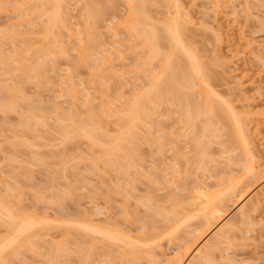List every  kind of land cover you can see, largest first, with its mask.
<instances>
[{"label":"rangeland","instance_id":"1","mask_svg":"<svg viewBox=\"0 0 264 264\" xmlns=\"http://www.w3.org/2000/svg\"><path fill=\"white\" fill-rule=\"evenodd\" d=\"M46 1L0 0V203L9 205L11 212H14L13 216L17 215L16 218L12 216L14 219L12 221H17L19 224V221L21 223L27 219L34 224L23 234H26L28 239L25 240V236L20 235L15 243L5 250L7 251L5 262L0 260V264H121L122 262L125 264L131 261L132 264H150L151 262L144 257L146 254L142 255L149 249L158 256V259L163 260L165 256L174 254L173 252L182 246V243L183 245H187L186 242L191 243L190 238L195 233L192 229L196 231L199 227L202 228V217L198 214L201 218L194 215L192 202L189 203L193 201L191 194H195V190L204 185L209 186L208 191L210 188L213 191L217 190L220 186L219 189L224 188V185L227 186L225 182H230L226 178L239 176L242 171L244 172L245 165L249 164V161L245 160V155L241 154L243 152L238 148V142L234 140L236 136L232 121L224 119L223 123H220L212 119L210 128L213 130L217 126L216 130L210 131L208 127L210 132L205 131L208 129H205L203 124L207 116L203 118L204 111L201 110L199 113L202 112L203 115H198L199 117L196 115L195 125L190 121L191 125L188 122L190 128L185 127L187 121H183L184 116L181 113L185 114V111H182L185 107L183 106L185 95L181 93L182 98L180 94L177 97L173 96L180 102L175 103V99L172 98L171 106L170 101L166 99L164 101L167 103L163 101L162 106L158 102L160 107L157 103L158 110L154 108L157 104L152 106L154 110L147 104V108L151 110L148 112L152 115H148L149 120L145 118L146 110L145 114H141L144 118L139 117L142 121L137 119L138 123L135 119L131 124L130 135L127 137L128 131L122 136L120 131L122 122L124 121V125L125 120L127 121L126 117L128 118L130 114L126 108L132 104L130 102L132 98L135 99V94L140 96L149 91L151 87L148 88L150 86L148 82H152L156 73H159L157 78L163 77L162 75L165 78L164 81L163 78L159 81L154 79L155 83L159 82L158 84L161 85L167 83L168 75L167 72L163 74L165 71L162 70L161 55H165L168 50L167 53H170V49H167L170 45H166L169 40L160 28L163 29L161 24L168 18L169 21L178 19L177 16L180 14L173 18L176 15L174 1L147 0L148 3L142 5L143 7L145 5V9H142L145 10L143 12L147 17L145 19L151 18V20L146 26L147 22H145V27H141L148 29L152 24L156 27L154 30L158 39L153 46L157 52L160 50L159 54L161 53L155 56H161V60L155 57L152 60L150 55L149 61L153 62L151 65L142 64L141 59L147 51H150L147 48L151 47V42H154L153 31L147 32V38L151 34L148 40L151 42L146 43L149 46L146 47L143 45L145 41L147 42L145 37H139L138 32L141 27L135 29L124 27L130 20L129 17L126 21L129 5L124 3L125 0H55L54 2H58L54 3L53 7L50 1V4H46ZM219 1L221 3L216 2L220 5L219 7L217 5V11L214 8V0H180L183 6L180 11L183 10L184 12L181 13L185 15L181 19L179 17L180 23L183 22L182 20L186 23L187 15L192 18H188L186 27L180 26V31L183 29L180 35L186 44L184 46L187 50L191 49V53L195 52L193 54L197 55L196 61L200 62L197 63L205 67L202 69L205 70L203 78L204 75L206 79L209 76L206 81L210 80L211 88L220 94H218L220 100L217 94L216 98L211 97L216 99L213 100L216 101L215 105L220 103L218 106L225 108L221 101L224 99V102L228 101L229 106L235 107L239 112L252 108L253 111L261 112V115L264 112V0ZM49 12L53 17L48 16ZM179 19L176 21L179 22ZM152 21L160 22L156 25L160 24L161 27L159 28ZM142 35L144 36L145 33ZM240 36L245 37L241 38L247 39L250 45L255 43L250 46L253 49L248 50H253L252 54L246 49L244 53V48L248 47L245 43V46L242 44L243 50L239 45V50H242L240 52L238 50L239 53L234 50ZM58 47L62 48V52ZM180 49L178 48L180 51L178 53H182ZM178 53H175V57L179 55ZM107 54L110 58L105 56V59L108 57L114 61L111 60L113 64L108 59L102 61V63H110L108 66L106 64L103 66L97 56L104 58L103 55ZM146 57L149 56L146 54ZM185 60H187L186 56L185 59L181 57L178 62L179 64L184 62L180 65L187 71L188 65ZM96 64H99L100 68L99 65L96 67ZM140 69L146 74H141ZM156 70H162L163 73ZM196 81L197 79L193 80V83ZM196 83L195 86H198ZM197 86L193 87L196 91ZM201 93L199 95L195 93L194 98H190L192 104H203L205 93ZM71 94L75 95L77 101L75 97H71ZM186 95L189 97L187 92ZM196 95L198 97L203 95V98H198ZM73 98L75 100H71ZM83 101H89L92 106H86L89 107L86 109L85 104L89 103ZM80 103L84 106L82 104L80 106ZM73 104H75L74 108L71 107ZM150 104L152 103L149 102ZM115 113L118 115L116 116ZM93 120L100 126H98L99 132L97 128L90 131L89 126H92L90 123ZM260 122L257 123L259 125L257 130L254 129L257 125L253 124V120L250 125L246 124V128L249 126L250 134H253L254 130L258 132L254 137L257 141L254 140L253 152L257 159L255 162L264 166V121ZM79 124L83 125L79 126ZM67 126L70 128L68 129ZM81 126L89 129L86 131L87 134L96 131L104 136L101 134V137L96 132L93 136L90 133L91 137H97L92 142V139L87 137L89 135L82 134L86 132H80ZM193 126H195L194 131ZM197 127L201 131H195ZM75 128H78L79 133ZM201 128L205 133H202ZM64 129L69 135L64 133ZM122 133H124L123 128ZM120 134L126 137L123 138L126 142L122 140L124 150L122 143L116 144L119 152L117 156L115 154L113 156L117 159L112 156L111 159L107 151L111 152L108 150L110 148L113 152L116 151L113 147ZM117 136L118 138L112 140ZM196 136L204 138V141L198 139L203 143L202 146L196 141ZM130 137L132 139H128ZM191 137L193 139L195 137V142ZM230 140L233 141L230 143ZM129 142H132L131 145ZM107 158L112 162L115 160V163L117 160L118 164H116L120 169L116 164L118 169L107 165L110 161ZM120 159L124 162L122 163ZM127 162L129 166L125 167ZM117 170L123 173L116 172ZM247 177H245L247 181L244 182L253 186L246 197L239 203H236L235 198L229 200L231 203L226 202L225 215L194 244L193 249L204 246L221 227L231 222L228 225L234 227L230 232V240L224 243L226 245L218 247L219 251L216 249L215 253L213 252L214 263L211 261L210 264H264V201L259 204L256 211L253 210L255 212L248 211L250 223L247 219L245 221L247 223L243 224L239 221L238 215L240 207L247 205V208L244 207L247 211L250 201L253 202V197L264 187V176L257 177L256 183H252V177ZM220 182L224 185H220ZM212 190L210 192H213ZM181 200L183 202L189 200V204L184 202L188 207L183 208V206L177 210L180 206H175V202L181 205L183 203ZM0 210L3 211L1 205ZM184 211L185 215H183ZM1 213L3 215V212ZM190 214L193 216L189 218ZM2 215L0 214V240L1 238L3 240L0 243L11 237L10 229L6 228L14 223ZM186 215L189 219H186ZM174 216L180 217L181 221ZM181 217L186 220L182 222ZM86 225L108 230L110 234L116 235L114 236L116 239H111L112 234L111 238L106 237L107 235L104 238L96 231L92 233L87 230ZM10 227L13 230L14 225ZM93 229L99 228L93 227ZM188 232L190 235L187 234ZM117 235L121 236V240L118 238L120 241H116ZM126 235L131 236L130 242L128 239V242L126 241L128 238ZM123 236L126 238L124 239ZM133 239H136L133 242L137 245L133 244ZM146 243L149 245H143ZM133 246H136L132 249L136 252L141 246L138 251L142 249L145 251H141V255L140 252L137 253L139 255L133 256L132 253L127 255L126 253ZM122 254L128 257L125 256V259Z\"/></svg>","mask_w":264,"mask_h":264},{"label":"bare ground","instance_id":"2","mask_svg":"<svg viewBox=\"0 0 264 264\" xmlns=\"http://www.w3.org/2000/svg\"><path fill=\"white\" fill-rule=\"evenodd\" d=\"M44 1H46V0H44ZM48 1V2H47ZM45 3L47 4V3H49V1H50V3H51V6L53 7L54 5V3L55 4H57V2H54L55 0H47ZM148 1H150V0H148ZM148 1L147 0H125L124 1V3H128L127 5H129L128 7H129V15L127 14V18H126V21L128 20V18L130 17V20L133 22H131L130 20H129V22H126V24H125V26L124 27H126L127 28V26L129 27V28H127V29H130V28H132V29H135V27H141V26H143V27H145L147 24H148V22L151 20V18H150V20H149V18L148 19H145V17L146 16H144L145 15V13H143L144 11L142 10L144 7H145V5H144V7L142 6L144 3H148ZM174 1V5H175V7H174V9H175V11L176 12H174V14L176 13V15H174V17L173 18H175L176 16H177V14H182L183 15V13H181V11L182 12H184L183 10H181L180 11V9H181V7H183V6H181L182 4H181V2H180V0L178 1V0H173ZM214 2H215V6H214V8H216L215 10H217V8L220 6L219 4H217L218 2H220L219 0H214ZM217 2V3H216ZM42 3H44V2H42ZM49 3V4H50ZM221 3V2H220ZM213 4V3H212ZM173 5V6H174ZM217 5H218V7H217ZM47 6V5H46ZM172 6V5H171ZM43 7H45L44 5H43ZM57 7V6H56ZM49 8V7H48ZM53 9V8H52ZM145 9V8H144ZM183 9V8H182ZM51 10V9H50ZM214 10V9H213ZM47 11H48V9H47ZM187 11V10H186ZM218 11V10H217ZM217 11H215V12H217ZM43 12H45L44 10H43ZM180 12V13H179ZM128 13V12H127ZM186 14L188 13V12H185ZM184 13V14H185ZM47 14V13H46ZM49 14L50 15H48L49 17L50 16H52V14L49 12ZM55 14V13H54ZM147 15V14H146ZM180 15H178L177 17H178V19H179V17H180V19H181V17H184L185 15H183V16H180ZM189 15H187L185 18V20H187L186 21V23L184 22V20H182L183 22L182 23H180L181 22V20L179 21V22H177L178 21V19L176 18V19H173V20H170L169 21V18H168V20L165 22V23H163V24H161V25H163V29H162V27L160 26V24L159 25H156L157 23H160V22H156L155 23V21L153 22L156 26H158L160 29H161V31H163V33L164 34H166L165 35V37L167 36V38H168V40H169V43L167 44V42H166V45H170L167 49H170V53H167V52H169V50L167 51V52H165V55L163 54V55H161L160 57L161 58H163L162 60H161V58L160 57H155V56H158V54H159V52H160V50H159V52H157L156 51V49H155V47L153 46V45H155L156 44V39H158V38H156V36L157 35H155V26L152 24V26L150 25H148L149 27H148V29L147 28H143L142 29V27L139 29L140 30V32H138L139 33V37L140 36H142L143 38L145 37V39L147 40V42L145 41L144 43L145 44H143V45H145L146 47H149L148 46V44L146 45V43H150L148 40L150 39V36H151V34H149L150 36H148V38H147V32L149 33H151V31H153L152 32V38H153V36H154V38H153V40L152 41H154V42H151V47L150 48H147V49H150V51H147L148 53L149 52H151V53H145V56L144 57H146V54L149 56V57H146L145 59H144V57H143V59H141V60H145V61H147V58H149L148 59V61L150 60V55H151V58H153V57H155V58H160V60H161V64L163 65H160V66H162L163 67V71H165V73H163V71L162 70H160V71H157L156 70V72H161L162 71V73L163 74H166V72H167V75L168 76H166L167 78H166V80H167V83L166 84H164L163 83V81H164V78H165V76L164 75H162L163 77H158L157 78V75L159 74H157L156 73V77H154V75H152L153 77H154V79H158V81L159 80H161L162 78H163V81H162V83L164 84H162L161 85V83L160 84H158V83H155L153 80L154 79H152V82L151 83H149L148 82V84L150 85L148 88H150V90L149 91H146V93H144V94H141L140 96H137V94H135V99L133 100V98L131 99V102L130 103H132V104H130V105H128V108H126L127 109V111H129V116H128V113H126L127 114V116H128V118L126 117V119H127V121L125 120V124L123 125V122H122V125H123V127H122V125H121V129H120V131H121V134H122V136H125L126 135V133L128 132V135H127V137L130 135L129 133H130V127H131V124L133 123V122H135L134 120L136 119V121H137V119L139 120V121H142L139 117L141 116V114L143 113V114H145V112H146V110H147V115L145 116V118L147 117V119L149 120V118H148V115H150V113L148 112V111H151V110H149L147 107L148 106H150V108H152L153 110H154V108L156 109V110H158L157 108H158V104L160 103L161 104V106L163 105V101H164V99H166V100H168V102L170 103L169 105L171 106V99L172 98H174L173 96H176L177 97V95H181V93L183 94V95H185L183 98H184V103H183V106L185 105V107H183V110L182 111H185V114H183V112H181V110H180V112L182 113V115L184 116L183 117V121H187L186 122V124H185V122L183 123V124H185V127L187 126H189V124L191 123V122H194L196 119L195 118H197V116L199 115V116H201V115H203V114H201L203 111V113H204V115H203V118H204V116H207L206 118H207V121H206V118H205V123L203 124V125H205V129H208V127H209V129H211L210 131H213V130H216L215 128H217V126L215 127V128H213V130H212V128H210V126H211V122H212V119L214 120H217V121H220V123L222 122L223 123V121L222 120H224V119H226V121L227 120H230V122L233 124L232 126L234 127V129H235V139L234 140H236V142H238V148H240L241 150H242V152L243 153H241V154H244L245 155V157L247 158H245V157H243V158H245V160H248L249 162V164H246L244 167H245V170H244V174L241 172V174L238 176L237 175V177H236V175L235 176H228L229 178H226L227 180L229 179L230 180V182H225V183H227V186H225L224 185V183L222 184L221 182L219 183L220 185L222 184V185H224L223 187L224 188H222V189H217V190H212L211 188H210V190L208 191L207 189H208V187L206 186V185H204L203 187L202 186H199L195 191L196 192H194L195 194H191V196H193V197H191V200H193V201H189V203L190 202H192L191 204L193 205V206H191V207H193V209H194V215L196 216L197 214L199 215V216H201L202 217V219H203V222L202 221H200V223L202 222L203 224H202V228L201 227H199L196 231H194L193 229H192V231L193 232H195L194 233V235H193V233H192V231H191V229H190V232L192 233V235H193V237H191L190 238V244H188L187 242H186V244L187 245H183V243H182V246H179L178 247V249H176V251H174L173 253L174 254H172V255H168V256H165V258H162L163 260H160V258L158 259V256H156L154 253H152L151 251L152 250H147L145 253H143L142 254V252L141 251H145V249H142L141 251H138V250H140L141 248H142V246L141 247H138V250H137V252L135 251V250H132L134 247H136V246H133L132 248H130L131 250H132V252H130L129 250H128V252L126 253L127 255H129V253H132L133 254V256L135 255V254H137V253H139L140 255L142 254V255H144V254H146L144 257H146V259H147V261H149V262H151V263H153V264H210V262L212 261V259H214V257H215V255H213L215 252L214 251H216V249H218V247H220L221 245H223L224 243H226V242H228V240H230V232H231V230L233 229L232 227H234L233 225H228V224H231V222L230 223H227L225 226H223V228L221 227L220 228V230H219V232H217V233H215V235H213L214 237H211L210 239H211V241L209 242V241H207V243L204 245V246H202L201 245V247H199V248H196V249H193V247H194V244L196 243V242H198V239L199 238H201L202 236H203V234H206L207 233V231H209V229L213 226V224H216V222L218 221V220H220L221 219V217L223 216V215H225V213H224V211L226 210V209H224V206H225V204H226V202H229V200H231L232 198H235L236 199V203H239V201H242L245 197H246V195H247V193H249V191H250V188L253 186H251V184L250 183H245L244 182V180L245 181H247V179L245 178V177H247V176H250V177H252V179H253V181L252 180H249V182H251L252 181V183L253 182H255L256 183V181L258 180L257 179V177L258 178H261V176L263 175L264 176V166H261L260 164H259V162H255V152H253V148H254V137H255V135L257 136L258 134V132L257 131H252V133L253 134H250L248 131H249V126L246 128V124L248 123V125H250V123H251V121L253 120V124H255V125H257V127L255 128L254 127V129H256L257 130V128L259 127V125L258 124H260L261 122L260 121H264L263 119H264V115H260V113H259V111H257V110H252V108L251 109H249V108H247V109H243L241 112H239V111H237L236 109H235V107L233 108V106H229V103H228V101H226V102H224V99L223 100H221V101H223L222 102V104H224V106H225V108L223 107H220V106H218V104H220V103H217V105H215V102L213 101V100H216V99H214V98H216V94H217V92L214 90V89H212L211 87H212V85L210 86L209 84H210V80L207 82L206 80L209 78V76L207 77V79H206V77H205V75H204V78H203V74H204V71L205 70H202V69H204L205 67H201V66H203L202 64H198V63H200V62H198V61H196V54H193V53H195V52H192L191 53V49L189 50H187V47H185L186 46V44L184 43V40H182L183 38H182V35H180L181 34V32L183 31V29L180 31V26L181 25H184L185 26V24H187L188 23V18H190V19H192L191 17H188ZM191 16V15H190ZM48 17V18H49ZM53 17V16H52ZM55 17V16H54ZM48 18H47V22H49L48 21ZM147 18V17H146ZM49 19H51V20H53L52 18H49ZM133 19V20H132ZM146 20V21H145ZM166 20V19H165ZM177 20V21H176ZM164 21V20H163ZM50 22H52V21H50ZM54 22V21H53ZM145 22H147L146 24H145ZM55 23V22H54ZM177 23H178V25H177ZM128 24V25H127ZM140 24V26H136V25H139ZM144 24H145V26H144ZM151 24V23H150ZM192 24V23H191ZM132 26V27H131ZM177 26H179V27H177ZM134 27V28H133ZM186 27V26H185ZM185 27H183V28H185ZM219 28V27H218ZM217 28V29H218ZM131 29V30H132ZM141 29H142V34H144L145 33V35L143 36L142 34H141ZM160 29H159V31H160ZM178 29H179V31H178ZM147 30V31H146ZM158 30V29H157ZM220 30V29H219ZM128 31V30H127ZM133 31H135V30H133ZM159 31H158V33H159ZM180 32V33H179ZM131 33V32H130ZM162 33V32H161ZM160 33V34H161ZM162 33V34H163ZM159 34V36H161ZM180 36H179V35ZM217 35V34H216ZM158 36V37H159ZM163 36V35H162ZM220 36V35H219ZM219 36H217V37H219ZM141 37V38H142ZM241 37H243V36H240L238 39H239V42H238V39H237V42L238 43H236V44H238V45H236L235 46V48L237 49H234L236 52L239 50V45H241V48H242V50H243V47L245 46L244 45V43L248 46L247 48L245 47L244 48V53L247 51V52H250L251 54L253 53L252 51L253 50H250V51H248L249 50V48L250 49H253V47L251 48L250 46H252L253 44H255L254 42H253V44L252 45H250L251 43H247V39H243V38H245V37H243V38H241ZM163 38V37H162ZM181 38V39H180ZM159 40H160V38H159ZM165 40H166V38H165ZM164 40V41H165ZM251 40V39H250ZM253 41H254V39H252ZM158 41V40H157ZM161 41V40H160ZM164 41H162L163 43H164ZM256 41V40H255ZM251 42V41H250ZM155 43V44H154ZM258 42H256V46H258V44H257ZM244 46H243V45ZM249 44V45H248ZM160 45H162V43L160 44ZM164 45V44H163ZM185 45V46H184ZM261 45V44H260ZM45 46V45H44ZM238 46V47H237ZM243 46V47H242ZM62 47V46H61ZM146 47H144V49H146ZM41 48H42V46H41ZM58 48H60V47H58ZM83 48V47H82ZM178 48H181L180 50H181V52L186 56V58H187V60H185V61H187V67L188 68H186L187 69V71H185L184 69H183V67L181 66L182 65V63L184 64V62H181L180 64H179V62H178V60L180 61V58L182 57L183 59H185V56L182 54V53H178V52H180V51H178ZM189 48V47H188ZM61 50V52H62V48H60ZM176 49V50H175ZM245 49H246V51H245ZM43 50H45V48H43ZM175 50V51H174ZM241 50V49H240ZM240 50H239V52H240ZM241 50V51H242ZM259 50V49H258ZM264 50V49H263ZM233 51V50H232ZM178 53L179 55V59L177 60L176 58L178 57L177 56V54H176V56L177 57H175V53ZM239 52H237V53H239ZM44 53V52H43ZM235 53V52H234ZM249 53V54H250ZM259 53H260V51H259ZM108 54H110V52L108 53ZM103 55L104 56V58H102L101 56H97V58L100 60V62L99 63H102V61L104 62V61H106L107 59H108V61L111 63V60H113L114 61V59H109L110 57H109V55ZM112 54V53H111ZM161 54V53H160ZM159 54V55H160ZM184 57H183V56ZM195 55V56H194ZM105 56H108L107 57V59H105L106 57ZM113 56V55H112ZM113 58V57H112ZM98 60V61H99ZM152 60H154V58L152 59ZM152 60H151V62L149 61H147L146 63H145V61L143 62V61H141L142 62V64L144 63V64H148V63H150V65H151V63H153L152 62ZM157 60V59H156ZM183 61V60H182ZM96 62V61H95ZM163 62V63H162ZM198 62V63H197ZM97 63V62H96ZM110 63H108V62H106V63H102L101 65H109ZM111 64H113V62L111 63ZM140 64V63H139ZM21 65H22V63H21ZM97 66L96 67H98V65L99 64H96ZM149 65V64H148ZM201 65V66H200ZM95 66V65H94ZM106 66V67H107ZM114 66V65H113ZM113 66H111V67H113ZM137 66V65H136ZM142 66H144V65H142ZM185 66V65H184ZM111 67H109V68H111ZM138 68H139V66H137ZM141 67V66H140ZM148 67H150L151 68V66H148ZM98 68H100V65H99V67ZM98 68H95V69H98ZM108 68V67H107ZM142 68V67H141ZM21 70H22V67H21ZM99 70V69H98ZM97 70V71H98ZM146 70V69H145ZM167 70V71H166ZM95 71V70H94ZM148 71V70H147ZM7 72V71H6ZM96 72V71H95ZM140 72H142L141 74H144V71H141V69H140ZM149 72H151V71H149ZM154 72V71H153ZM155 73V72H154ZM146 74V73H145ZM144 74V75H145ZM150 74V73H149ZM152 76H150V77H152ZM152 77V78H153ZM197 79V83L196 84H198V86H197V91L199 92V93H201V92H203V94L205 93V95H204V101L202 100V102H203V104L201 105V104H199V105H201V106H199V105H197L196 103H194V104H192L191 103V100H190V98H194V96H195V93H197V95H199V93L195 90V88H196V86H195V83H193V80L195 81V79ZM211 83H212V81H211ZM152 84V85H151ZM193 84H194V86H193ZM193 87H195V88H193ZM263 87H264V84H263ZM147 88V87H146ZM147 88V89H148ZM191 90H190V89ZM258 88H259V85H258ZM146 89V90H147ZM187 89H188V91H187ZM193 89H194V91H193ZM260 89H262V88H260ZM140 90V89H139ZM143 90H144V88H143ZM141 91V90H140ZM145 91V90H144ZM191 92V95H190V92ZM194 93H193V92ZM186 92L189 94V97L186 95ZM140 93V92H139ZM139 93H138V95H139ZM142 93V92H141ZM193 94V95H192ZM202 94V93H201ZM219 94V93H218ZM217 94V98L220 100L221 99V97H218L219 95ZM75 95H76V93H75ZM75 95H72L71 94V97H75ZM171 95H172V97H171ZM196 95V97H198ZM89 95H87V97H88ZM215 96V97H214ZM70 97V96H69ZM70 97V98H71ZM170 97V98H169ZM176 97L174 98L175 100L174 101H176L175 103H179L180 101H177L176 100ZM181 98H182V95L180 96ZM199 97H202L203 98V95H201V96H199ZM198 97V98H199ZM211 97H214V98H211ZM69 98V99H70ZM197 98V99H198ZM75 99H76V97H75ZM74 98L73 99H71V100H75ZM85 99H87V98H85ZM84 99V100H85ZM87 100H89V98L87 99ZM194 101H198V100H195V99H193ZM76 101H77V99H76ZM91 101V100H90ZM174 101L172 100V102L174 103ZM72 102H74V101H72ZM72 102H70L71 104H72ZM89 104L87 105V104H85V107L86 106H89V107H91L90 106V102L89 101H87ZM86 101H83V103H87ZM149 102H151L152 104H150L149 105ZM159 102V103H158ZM165 103H167L166 101H164ZM199 102H201V101H198V103ZM201 102V103H202ZM75 103V102H74ZM158 103V104H157ZM230 103H231V101H230ZM76 104V103H75ZM75 104H73L71 107H73ZM81 104L82 103H80V106H81ZM147 104H148V106H147ZM156 105L157 104V107H154L153 105ZM160 104H159V107H160ZM181 104V103H180ZM180 104H177V105H180ZM226 104V105H225ZM232 104V103H231ZM78 105V104H77ZM83 105V104H82ZM167 105V104H166ZM191 105H193L195 108H192L193 106H191ZM199 106V107H197V106ZM84 106V105H83ZM130 106V107H129ZM154 108H153V107ZM175 106V105H174ZM70 107V109H72ZM84 107V108H85ZM88 107V108H89ZM169 107V106H168ZM177 107V106H176ZM181 107V106H180ZM197 107V108H196ZM220 107V108H219ZM74 108V107H73ZM87 107H86V109H88ZM185 108V109H184ZM180 109H182V108H180ZM90 110H92L91 108H90ZM152 110V111H153ZM202 110V112L201 113H199L200 111ZM235 110H236V112H235ZM88 111V110H87ZM94 111V110H93ZM125 112H126V110H125ZM124 112V113H125ZM158 112V111H157ZM178 112V111H177ZM238 112V113H237ZM88 113H90V112H88ZM92 113V112H91ZM95 114V113H94ZM116 114V113H115ZM142 114V115H143ZM118 115V113L116 114V116ZM120 115V114H119ZM181 115V116H182ZM197 115V116H196ZM259 115H260V117H259ZM94 116H97V115H94ZM125 116V115H124ZM123 116V118L125 119V117ZM150 116H152V115H150ZM198 116V117H199ZM119 118H121L120 116H118ZM142 117V116H141ZM97 118V117H96ZM96 118H94V119H96ZM122 118V119H123ZM142 118H144V117H142ZM194 118V119H193ZM87 119H89V118H87ZM86 119V120H87ZM146 119V120H147ZM192 119H193V121H192ZM89 120H91V117H90V119ZM88 120V121H89ZM98 120V119H97ZM100 120V119H99ZM144 120V119H143ZM181 120V119H180ZM197 120H199V119H197ZM139 121H137L138 123H139ZM191 121V122H190ZM256 123H255V122ZM90 122V121H89ZM88 122V123H89ZM95 121L93 120V121H91V127L89 126V128H90V131H92V130H96V128L98 129L100 126L99 125H97L98 123L96 122V123H94ZM136 122V123H137ZM188 122H189V124H188ZM199 122V121H198ZM258 122H260V123H258ZM75 123H76V121H75ZM83 123H84V125H85V122L83 121ZM141 123V122H140ZM147 125H148V123L147 122H145ZM144 123V124H145ZM210 124L209 126L207 125V124ZM219 123V122H218ZM219 123V124H220ZM258 123V124H257ZM78 124V123H77ZM76 124V125H77ZM87 124V123H86ZM89 124V125H90ZM94 124V125H93ZM100 124V123H99ZM102 124V123H101ZM100 124V125H101ZM145 124V125H146ZM193 124V123H192ZM73 125H74V123H73ZM73 125H71V126H73ZM75 125V126H76ZM80 125H83V124H79V126ZM135 125V124H134ZM146 125V126H147ZM191 125V124H190ZM193 125H195V122H194V124ZM216 125V124H215ZM70 126V125H69ZM70 126V127H71ZM86 127H88V125H85ZM95 127V128H92V127ZM99 126V127H98ZM202 126V125H201ZM212 126H214V124L212 125ZM222 126V128H223V125H221ZM224 126H225V124H224ZM70 127H68L67 126V128L69 129ZM74 127V126H73ZM84 126H81V128H79L80 129V132H86V131H89V129L87 130V128L86 127H84L85 128V130H84V128H83ZM192 127V126H191ZM195 126H193V128H192V130L194 131V128ZM202 127H204V126H202ZM226 127V126H225ZM229 127V126H228ZM67 128H66V130H67ZM122 128H123V131H124V133H122ZM189 128H190V126H189ZM198 128V129H197ZM196 128V130L195 131H201V130H199V127H197ZM220 128V127H219ZM75 129H77V133H79V130H78V128H75ZM135 129V128H134ZM202 129V128H201ZM209 129L208 130H205V131H208V132H210L209 131ZM248 129V130H247ZM65 130V129H64ZM65 130V131H66ZM71 130V129H70ZM73 130V129H72ZM71 130V131H72ZM81 130H84V131H81ZM104 130V129H103ZM187 130H188V128H187ZM192 130H191V132H192ZM222 130H224V128L222 129ZM227 130V129H226ZM64 131V133L65 134H68V132L66 133ZM73 131H75V130H73ZM100 130L98 129V132H99ZM76 132V131H75ZM96 132V131H95ZM95 132H93V134L91 133V132H88V134H87V132L86 133H82L83 135L85 134V135H89L90 133H91V135H95L94 133ZM190 132V133H191ZM204 131H203V129H202V133H203ZM214 132V131H213ZM212 132V133H213ZM217 132V131H216ZM218 132H219V130H218ZM229 132V131H228ZM97 133V132H96ZM105 133V132H104ZM193 133V132H192ZM199 134H201V132H198ZM205 133V132H204ZM207 133V132H206ZM212 133H209L210 134V136H213L212 135ZM227 133V132H226ZM225 133V134H226ZM76 134V133H75ZM98 134V133H97ZM102 134V133H101ZM101 134H98V135H100L101 136ZM106 134V133H105ZM121 134H120V137L118 138V136L117 137H115V138H113L112 140H114V139H116V138H118L117 140H115V141H117L116 143H114V145H115V147H113V148H116V151L115 152H113L112 151V148H110V149H108V150H111V152H112V155H111V152L110 151H107V152H109V154H110V156H109V158H111V156L114 158L115 156H113L114 154L116 155V154H118L117 152H119V151H117V150H119V148H117L118 147V145H117V147H116V144H120V143H122V149H123V141H125L126 142V140H124L123 138H126V137H122L121 136ZM123 134H125V135H123ZM197 134V133H196ZM208 134V135H209ZM69 135V134H68ZM78 135V134H77ZM91 135H89V136H87L88 138H91L92 139V142H94L93 140L94 139H97V137H91ZM103 135V134H102ZM194 135V134H193ZM203 135V134H202ZM201 135V136H202ZM205 136H206V134H204ZM234 135H232V136H234ZM97 136V135H96ZM104 136V135H103ZM209 136V137H210ZM225 136V135H224ZM229 136H230V134H229ZM102 137V136H101ZM219 137V136H218ZM100 138V137H99ZM192 138V137H191ZM196 141L197 142H199L198 144H201V146H202V140L204 139H202V137H197L196 136ZM199 138H201V139H199ZM205 138H207V137H205ZM214 138V137H213ZM215 138H216V136H215ZM227 138V137H226ZM230 138V137H229ZM102 139V138H101ZM128 139H132L131 137L130 138H128ZM198 139L199 140H201V141H198ZM111 140V141H112ZM123 140V141H122ZM157 140H159V138L157 139ZM194 140V142H195V137H194V139L192 138V141ZM91 141V140H90ZM96 141H98V140H96ZM95 141V142H96ZM115 141H112V142H115ZM130 141V140H129ZM204 141V140H203ZM233 141V140H232ZM231 140L229 141L230 143L232 142ZM255 141H257V140H255ZM130 143V142H129ZM129 143H128V146H129ZM132 143V142H131ZM131 143H130V145H131ZM193 143V142H192ZM233 143H235V142H233ZM126 144V143H125ZM158 145H159V143H157ZM161 144V143H160ZM196 144V143H195ZM209 144V143H208ZM236 144V143H235ZM121 145V144H120ZM223 145H225V144H223ZM230 145H232V144H230ZM194 146H199V145H194ZM121 147V146H120ZM204 148H205V146H204ZM106 149V148H105ZM197 149V148H196ZM224 149V148H223ZM226 149H229V148H226ZM237 149V148H236ZM107 150V149H106ZM105 150V151H106ZM124 150V149H123ZM128 151H129V149H127ZM127 150H125L126 152H127ZM206 150V149H205ZM199 151H201V150H199ZM106 152V154L107 155H109L108 153ZM205 152V156H207V154H206V151H204ZM120 153H121V151H120ZM128 153V152H127ZM259 153V152H258ZM257 153V154H258ZM123 154V153H122ZM129 154V153H128ZM199 154H201V152H199ZM203 154V153H202ZM204 155V154H203ZM202 155V156H203ZM117 156V155H116ZM120 156V155H119ZM122 156V155H121ZM126 156V158H127V155H125ZM124 157V156H123ZM109 158H107V160H110ZM122 158V157H121ZM112 159V158H111ZM114 159H117V157L116 158H114ZM119 159V158H118ZM122 159H125V158H122ZM231 159V158H230ZM235 159V158H234ZM121 160V159H120ZM126 160V159H125ZM202 160H203V157H202ZM257 160V159H256ZM115 161V160H114ZM113 161V162H114ZM107 163H108V161H106ZM111 160L109 161V163H111V164H107V165H110L111 167L113 166V169H114V167H120L119 165H117L118 163H117V160H116V163L114 162L113 163ZM120 162V161H119ZM121 162L123 163L124 161H122L121 160ZM120 162V163H121ZM130 162V161H129ZM129 162H127V165H125V167H127V166H129L128 164H129ZM236 162V161H235ZM240 162V161H239ZM247 161H245V163H246ZM121 163V164H122ZM257 163V164H256ZM115 164H116V166H115ZM106 165V166H107ZM131 165V164H130ZM110 166H108L109 168H110ZM116 167V168H117ZM117 168V169H118ZM122 168V167H121ZM175 168V167H174ZM112 169V168H111ZM120 169V168H119ZM173 169V168H172ZM122 170H124L123 168H122ZM243 170V169H242ZM174 171H175V169H174ZM116 172H120V170L118 171H116ZM176 172V171H175ZM121 174L123 173V172H120ZM177 174H178V172H177ZM230 175V174H229ZM175 176V175H174ZM177 176V175H176ZM179 177V176H178ZM236 177V178H235ZM245 178V179H244ZM248 178V177H247ZM172 179V178H171ZM174 179V178H173ZM226 179L225 178H223V180L224 181H226ZM251 179V178H250ZM222 180V179H221ZM228 180V181H229ZM218 184V183H217ZM205 187V188H204ZM207 187V188H206ZM216 187H218V186H216ZM215 189V188H214ZM252 189V188H251ZM213 191V192H216V193H213V192H210V191ZM219 190V191H218ZM221 190V191H220ZM260 193L258 194V195H255L253 198H254V200H253V202H252V200L250 201L251 202V204L249 205V208L247 209V211H246V209H244V207L245 208H247L246 206L247 205H245L244 207H240V209H239V211H240V214H238L239 215V221H242V223L244 224V222L245 221H247V219H248V221H249V217H250V215L248 216V211L250 212L251 210L253 211V210H255L256 211V209L258 208V206H259V204L261 203V202H263L264 201V187L263 188H261L260 189V191H259ZM8 197V196H7ZM188 197V196H187ZM177 201V200H176ZM178 201H180V200H178ZM182 201V200H181ZM188 201H184V202H186V203H188ZM8 202V201H7ZM183 202V201H182ZM184 202L180 205H178L176 202H175V206L177 205V206H180L177 210H179V209H181V207H183V208H185V206H186V208L188 207V204H185L184 205ZM234 202V201H233ZM178 203H181V202H178ZM229 203H231V202H229ZM236 203H234L235 205H236ZM174 204V203H173ZM233 204V203H232ZM0 205H1V207H2V209H3V211H1V212H3V215H2V213L0 212V214L4 217V215L7 217V218H9L10 219V221H12V220H14L13 219V217H15L16 218V216H13V214L12 213H14V212H11L12 210L11 209H9V208H11V207H8L9 205H6L5 206V203L3 202H1L0 203ZM174 206V207H175ZM227 206V205H226ZM225 206V207H226ZM182 208V209H183ZM192 209V208H191ZM224 209V210H223ZM176 210V209H175ZM187 210V209H186ZM185 210V211H186ZM182 211V210H181ZM183 212L184 214L183 215H185V213L186 212ZM255 211H253V212H255ZM180 212V211H179ZM176 214V213H175ZM192 214V213H191ZM188 215L189 216V218L190 217H192L193 215ZM179 215V214H178ZM197 215V217H199ZM13 216V217H12ZM180 216V215H179ZM174 217H176V216H174ZM184 217V216H183ZM185 217H187V215L185 216ZM201 217H199V218H201ZM1 218V217H0ZM5 218V217H4ZM176 218H178L177 220H179V221H181L180 220V217H176ZM175 218V219H176ZM182 218V217H181ZM188 217L186 218V219H189ZM9 219H7L8 221H9ZM23 220H24V218H22ZM185 219V220H186ZM5 220V219H4ZM6 220V221H7ZM17 220V219H16ZM21 220V219H20ZM183 218H182V222H183ZM184 220V221H185ZM9 221V223L8 224H10L11 222ZM25 221V220H24ZM5 222V221H4ZM12 222H14V221H12ZM26 222H28V223H26ZM251 222V220L248 222V223H250ZM6 223V222H5ZM179 223H181V222H179ZM235 223V222H234ZM245 223H247V222H245ZM91 224V223H90ZM236 224H238V223H236ZM6 225H7V223H6ZM12 225H14V227H12L13 228V230H11V227L9 228V226H12ZM10 224L9 226H8V228H6V229H10V234L9 235H11V237L8 239V240H6V241H4V242H2V243H0V260H1V262L3 261V262H5V256H6V253H7V251L5 252V250H7V248L8 247H10V246H12V244L13 243H15V241L17 240V238L18 237H20V235H23L24 233H26L27 231H29L31 228V226L32 225H34L32 222H30V220L28 221L27 219H26V221L25 222H23V221H21V223H20V221H19V224H18V222L17 221H15L13 224ZM235 225V224H234ZM85 226V225H84ZM90 225H88V227H87V225H86V227L88 228L87 230L88 231H92V233H93V231H96V233H100L101 234V236L103 235V237L105 238V235H107L106 237H112L111 239H114L115 237L114 236H116V235H113L112 233V236H111V234H110V231H108V230H103V228H102V230H100L101 229V227H98V226H94V225H92V226H90ZM199 226H201V225H199ZM33 227V226H32ZM93 227L95 228V229H97V228H99V229H97V230H94L93 229ZM196 227V226H195ZM225 227V228H224ZM236 227H237V225H236ZM90 228V229H89ZM91 229H93V230H91ZM199 230V231H198ZM236 230V229H235ZM12 231H13V234H12ZM99 231V232H98ZM105 231H108V232H105ZM233 231V230H232ZM9 232V231H8ZM190 232H188L187 234H189L190 235ZM206 232V233H205ZM30 233V232H29ZM26 235V234H25ZM25 235H23V236H25ZM27 235H28V233H27ZM110 235V236H109ZM120 235H117V240L116 241H120L121 240V236L119 237ZM125 236V235H124ZM123 236V237H124ZM128 235H126V237H127ZM233 236V235H232ZM102 237V238H103ZM126 237H124V239L126 238ZM130 237V238H129ZM24 238V237H23ZM26 236H25V240H26ZM103 238V239H104ZM120 240H119V239ZM2 240H3V238H1ZM28 239V238H27ZM116 239V238H115ZM123 239V238H122ZM127 239L129 240V242H130V240L132 239L131 238V236H128V238H126V241H127ZM2 240H0V242L2 241ZM136 240V239H135ZM134 239L132 240V242L133 241H135ZM112 241V240H111ZM188 241V242H189ZM122 242V241H121ZM128 242V241H127ZM132 242H131V244H132ZM230 242V241H229ZM123 243V242H122ZM133 244H136V242H133ZM230 244V243H229ZM137 245V244H136ZM143 245H145V246H148L149 245V243H146V244H143ZM150 245H152L151 243H150ZM224 245H226V244H224ZM223 245V246H224ZM227 245H228V243H227ZM118 246V245H117ZM13 247H15V246H13ZM152 247V246H151ZM157 247H159V246H157ZM120 248V247H119ZM127 248V247H126ZM140 248V249H139ZM15 249V248H14ZM122 249V248H121ZM123 249H125V248H123ZM135 249H137V248H135ZM220 249H218V251H219ZM125 251V250H124ZM123 251V252H124ZM214 252V253H213ZM122 253V252H121ZM125 253V252H124ZM217 253V252H216ZM67 254V253H66ZM119 254L120 253H118V256H119ZM139 254H137V255H139ZM124 255V258H125V256H127V255H125V254H122V256ZM131 255V254H130ZM121 257V256H120ZM128 257V256H127ZM139 257V256H138ZM188 257H190V258H188ZM123 258V259H124ZM137 258V257H136ZM126 259V258H125ZM132 259V258H131ZM219 259H221V258H219ZM230 259V258H229ZM133 260H134V258H133ZM225 260H226V258H225ZM214 261V260H213ZM212 261V263H214ZM222 261V260H221ZM220 261V262H221ZM126 262V261H125ZM236 262V261H235ZM120 263V262H119ZM127 263V262H126ZM125 263V264H126ZM150 263V264H151ZM230 263H232V261L230 262ZM121 264H123V262L121 263ZM127 264H132V261H131V263H127ZM224 264V263H223ZM227 264V263H226ZM233 264V263H232ZM242 264H244V263H242Z\"/></svg>","mask_w":264,"mask_h":264}]
</instances>
